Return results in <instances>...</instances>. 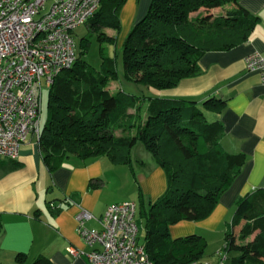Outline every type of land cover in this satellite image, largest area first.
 I'll return each instance as SVG.
<instances>
[{
  "label": "trees",
  "instance_id": "obj_1",
  "mask_svg": "<svg viewBox=\"0 0 264 264\" xmlns=\"http://www.w3.org/2000/svg\"><path fill=\"white\" fill-rule=\"evenodd\" d=\"M124 2L100 0L85 23L89 32L80 40L75 62L56 74L47 89L46 118L37 142L49 170L70 154L83 160L107 156L114 164L130 165L131 148L142 142L164 170L167 186L152 203L143 202L139 193L138 212L144 219L142 225L136 219L139 234L141 228L144 231L140 242L152 264H188L202 256L206 242L198 234L171 239L169 225L206 217L245 157L224 150L222 124L207 121L194 100L152 93L198 75L206 50L225 49L246 39L257 17L237 0H150L121 45L123 79L138 91L130 94L108 88L119 81L115 58L102 54L98 70L82 58L91 31L107 41L117 36ZM227 3L233 6L224 14L199 11ZM204 103L214 106L222 101L211 97ZM8 163L6 170L18 165ZM234 204L223 251L236 254H219V259L224 264H264V188L238 197ZM29 264L51 263L38 257Z\"/></svg>",
  "mask_w": 264,
  "mask_h": 264
},
{
  "label": "crops",
  "instance_id": "obj_2",
  "mask_svg": "<svg viewBox=\"0 0 264 264\" xmlns=\"http://www.w3.org/2000/svg\"><path fill=\"white\" fill-rule=\"evenodd\" d=\"M149 3L150 0H125L119 13L121 35H127L146 13ZM237 4L257 17L247 38L225 49L206 50L199 59L198 75L152 93L194 100L207 121L222 124L220 143L224 150L245 157L239 173L206 217L169 225L171 239L198 234L205 240L204 252L197 259L200 264L219 260V254L228 258L236 254L223 251L234 203L238 197L264 188V84L257 71L245 67L247 55L264 54V0H237ZM109 31L113 34V30ZM130 84L122 90L138 93ZM211 97L222 103L205 104ZM139 142L131 148L130 165L114 164L107 156L83 160L70 154L49 170L32 135L20 145L14 169L4 168L11 160L0 159V264H29L38 257L51 264H88L85 253L91 247L76 230L80 206L93 215L87 225L99 228L101 216L111 203L132 200L136 202V212L139 209L136 195L132 198L130 193L114 194V183L121 184L132 175L145 203L154 202L166 189L164 170ZM68 246L80 253L73 255Z\"/></svg>",
  "mask_w": 264,
  "mask_h": 264
},
{
  "label": "built area",
  "instance_id": "obj_3",
  "mask_svg": "<svg viewBox=\"0 0 264 264\" xmlns=\"http://www.w3.org/2000/svg\"><path fill=\"white\" fill-rule=\"evenodd\" d=\"M0 0V159L15 160L29 135L39 137L42 94L56 74L76 59L74 30L98 10L100 0ZM245 67L264 84V54L246 56ZM136 202L122 200L104 210L100 227L79 207L76 230L85 244L88 264H152L139 242ZM73 255L80 252L68 246ZM188 264H200L193 261ZM203 264H224L222 259Z\"/></svg>",
  "mask_w": 264,
  "mask_h": 264
},
{
  "label": "rangeland",
  "instance_id": "obj_4",
  "mask_svg": "<svg viewBox=\"0 0 264 264\" xmlns=\"http://www.w3.org/2000/svg\"><path fill=\"white\" fill-rule=\"evenodd\" d=\"M52 1L51 0H47V2L45 3L44 8L41 10L40 14H44L45 12H47V10L49 9L50 5H51ZM233 5L231 3H227L222 7H218V8H214L211 10H205L204 8H201L199 11L202 13H206V12H210L214 15L217 14H224L226 13V11L231 8ZM192 15H194L195 13H191ZM110 29L106 30L107 34H110ZM89 32V28L86 24L80 25L78 26L74 32H73V37L75 40V44H76V49L77 51L80 49L79 48V43L80 40L86 36ZM122 32L117 34V36L112 40V41H107L104 38H100V33L97 31H91L90 35L88 36V41L85 47V52L82 55L83 60L93 69L98 70L102 64V54L107 55V56H111L113 58H115L116 60V64H117V69L119 72V81L118 83L121 84L119 85V89H123L124 87L129 86V83H126L125 81H123V76H122V52H121V45L122 42L124 40V36L125 35H121ZM118 83L115 81H112L108 84V88L111 91H115L118 89ZM128 84V85H126ZM131 86V84H130ZM131 90L133 89L132 87L130 88ZM126 93H130L133 94L132 92H129V90H123ZM133 91V90H132ZM47 97H48V92L47 90L43 91L42 94V105H41V113L39 116V127H42L43 122L46 118V112H47ZM138 142V141H137ZM141 143V142H139ZM137 143V144H139ZM120 185V186H119ZM120 190V191H116V190ZM113 191L114 194L118 195V194H122V195H126L127 193H130V197L133 198L134 195H136L138 201H139V183L137 182V180H135V178L132 175H129L126 180L122 181L121 184L118 183H114L113 185ZM158 199V198H156ZM142 216H139V212L137 210L136 212V219L139 220V222H141V225L144 222V219L142 218ZM143 229L141 228L140 230V234H139V240L142 242L143 241ZM142 234V237H141ZM253 235H250L249 237H247L246 240H250L252 239Z\"/></svg>",
  "mask_w": 264,
  "mask_h": 264
}]
</instances>
